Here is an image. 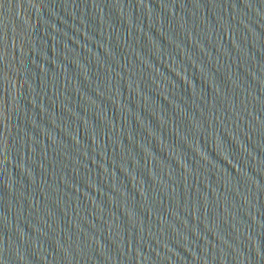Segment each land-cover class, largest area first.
I'll return each mask as SVG.
<instances>
[{"label":"water","instance_id":"1","mask_svg":"<svg viewBox=\"0 0 264 264\" xmlns=\"http://www.w3.org/2000/svg\"><path fill=\"white\" fill-rule=\"evenodd\" d=\"M0 264H264V0H0Z\"/></svg>","mask_w":264,"mask_h":264}]
</instances>
